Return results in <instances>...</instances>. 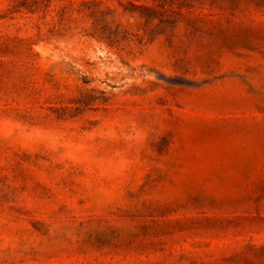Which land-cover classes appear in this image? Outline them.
Wrapping results in <instances>:
<instances>
[{
  "label": "rangeland",
  "instance_id": "1",
  "mask_svg": "<svg viewBox=\"0 0 264 264\" xmlns=\"http://www.w3.org/2000/svg\"><path fill=\"white\" fill-rule=\"evenodd\" d=\"M0 264H264V0H0Z\"/></svg>",
  "mask_w": 264,
  "mask_h": 264
}]
</instances>
